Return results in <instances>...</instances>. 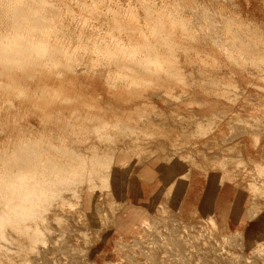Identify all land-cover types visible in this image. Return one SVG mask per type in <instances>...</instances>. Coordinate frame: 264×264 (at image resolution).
Wrapping results in <instances>:
<instances>
[{
    "label": "rangeland",
    "instance_id": "1",
    "mask_svg": "<svg viewBox=\"0 0 264 264\" xmlns=\"http://www.w3.org/2000/svg\"><path fill=\"white\" fill-rule=\"evenodd\" d=\"M58 1L52 0V2H54L53 3L54 15L58 17L57 15L59 12V17L61 18V21H59V24H61L62 27L58 30H61V32L65 30L68 31L66 33L67 35L70 34L69 35L70 40L68 36L61 37V39L65 41L67 40L68 45H70V41H71L72 46L71 45L69 46L70 54L68 51V54L61 55L60 59L54 62V65H53L54 69H55V66L56 68L61 67L60 64L62 62V58L66 57L63 59V62H62V65L64 64L65 67L69 65L71 66V63H72V66L73 64L77 67L83 66L81 68H84L85 66L90 67L89 65L91 64V62L93 64V62L96 59L98 60L100 59L99 61L97 60V62L95 61L94 65L98 63L99 68L102 70L103 68L106 67L103 64L104 63L106 64V62H110L109 61L110 59L111 61H113V58L117 56L126 55L125 54L126 52L117 51L115 53L112 50L111 51L108 50L110 52L107 54V49L103 47L104 45H101L104 39L108 40L109 37L111 38L109 34H112V32H114V34L118 36L117 32L120 31L119 34L121 35V38L123 37L122 38L123 43L121 42L120 35H119L118 38L116 37L117 40L119 39L118 40L119 45L121 47L124 46L123 48H126L128 44V47L126 48L127 50L125 51H128L129 46H130L129 53L133 52V50L135 51L136 49L135 51L136 53L135 52L134 53L137 55V58H139L138 61L136 60L137 59L136 55L131 56V53L129 55L130 57H132V60H131L132 62L130 61L129 64L131 63V66H133L132 68H134V71H138V67L142 68V69H139V71L140 70L145 71L146 68L143 69V66L146 65V61L150 60L147 65L150 66L154 62L155 64L154 67L156 68L155 72H157L158 70L160 72L164 70L165 72L166 71L165 69L167 68V71L172 70L171 72H175V74L177 73L179 78L183 74L181 78L184 77L183 78L184 81L181 80L180 78L178 81L180 83H178L176 81V78H174L176 75H174V77L172 76L171 78H170L171 75H169L168 78H170V80L168 81L169 85H167L169 86V90L167 91V89L163 87H157L158 81L154 82L156 81V79L153 82L152 81L147 82L146 80H141L143 81V82L140 81L141 84L146 87L145 89L143 88L144 86L142 87L144 89L143 91L141 88L142 85L140 84V87L138 89L140 91L138 92L136 91L137 93H134L133 90H130L132 94L130 93V91H129V94L126 92L123 93V95L131 99V101L126 102L124 100H120L119 101L120 104H117L116 101L114 102L116 106H121V105H131L132 106V104L133 105L139 104L136 109L137 113L136 114L135 112L133 113L132 119L137 120L138 117L142 116V119H140V122L142 124H146L147 126L145 130V129H142L141 125L134 126V124L132 123L134 126V129H131V126L129 125L132 121L131 122H120L121 128H123V126L125 125H128V126L126 127L127 130L125 134L124 133H122L121 135L118 134L120 136V140L117 142L118 150L116 149V152L117 151L119 152L120 150H122L120 152H123L125 148H128L132 144L131 146L132 152L129 156V159L124 163V165H121L119 167L120 169L119 176H121L122 174L121 189H120V180H117L116 182L112 181V186L115 190L114 195H112V192H113L112 187L108 185L110 183L107 184L105 182V185L108 186L107 188L109 190H107L106 186L103 184L102 187H100V185L99 186L97 185L96 186L97 189L95 190H89L88 186L86 188H81V187L77 188L81 190L78 194L79 196H76L72 194L71 192H68L66 193L65 196H63L65 199H60L62 196H59V195H58L59 197L54 196V198H52V196L48 197L47 200L49 201L48 203L50 207L52 208V210H50L49 214H47L48 216H47V221H46V226H45L46 227V230H45L46 237L45 238L47 239V241L45 239L46 250L43 256L38 257V259L35 260L32 264H64V263L66 264L65 257L62 255H59L60 253L58 250V248H60L59 245L62 246V245H65V243H66V246L68 245L69 248L72 247V251L75 250V252L79 255L78 264H83L85 259L88 260L90 264L91 263L93 264H168L169 262H170L169 264H184V263L185 264H264V236L256 239L254 242H251L247 240V238L244 236L243 233L230 232V231L223 232L218 228L214 220L212 222L211 220L212 217L207 216V215L195 221L184 220L183 218L179 216V213L177 212L180 197H179V200H176V195L178 196L180 191L176 194L175 192H170L169 194L166 193V200L168 201L172 199L170 207L167 203L163 201L156 202L155 205L151 204L149 206H147V204L144 203L143 207H140L137 204L138 199L131 198L130 188H129L130 182L134 180L135 178L140 180L141 182L151 181L153 177H155L159 172L163 171V168L165 166H168L172 163H179L181 161H184V167L187 170H191L193 168L206 169L204 165L209 164V166H211L210 160H211L212 153L215 154V158H214L215 161L213 162V167L215 169H216V166L222 163L223 165L224 163L225 165L231 164L230 166L228 165L229 167L235 164L238 166H244V163L241 162L240 157H239L241 152H239L238 150H235V148L232 146V141L240 138L243 135H249L248 137L250 138H253V137L261 138V136L264 135V134H261L262 132H264V87L261 90V89H258V87H255L250 84V82H254V83H258L264 86V82L261 80L259 75L255 74V70L252 72H249L252 69L248 66L247 67L244 66V63L240 62L242 61L241 59L237 60L238 57L235 55V53L231 52L232 54H230L229 48L227 49L229 50V53L226 52L225 45L226 46L228 45V47H230V43L228 42L229 39H227L228 37L225 34L228 31V27L229 28L233 27L234 29H236L234 26L235 24L233 25L232 23H234L235 18L236 19L240 18L241 15L243 16L248 15L249 17H251V23H253L252 25L255 26L259 24L264 31V0H228V1L227 0H222V1L221 0L220 1L219 0H199V1L198 0H186V1L184 0H171V1L170 0L168 1L167 0H157V1L152 0L153 4H155V2L157 4V6L154 5V7H156L157 10L153 8L155 12L153 11L152 9L153 6L150 3L151 0H148V1L146 0L147 3L145 4V6H144V2H146L145 0H143L142 2L141 0H107V1L101 0L102 2L99 0H93L92 5H91L92 0H89L90 2H88V0H85L86 3H84L85 2L84 0H82L83 3H81V0H80L81 5L79 3V0L78 1L76 0L77 2L75 0L73 1L72 0H58ZM94 1H96L95 4H93ZM169 1L171 2V6H170ZM176 1H178L179 7L182 8L183 6H185L186 7L185 9H188V12L187 10L184 9V7L182 10L180 8V11H179V9H177L178 3H175ZM235 1L238 3L237 7H234L236 5H233L236 3ZM63 2L64 3L66 2L65 5L67 6L68 10L66 6L63 5ZM74 2H75V5H74ZM168 2L169 4H167ZM56 3H57V6L55 5ZM58 3H60L59 6H58ZM76 3L77 5H80V8L79 6L76 5ZM195 3H196V8H195ZM68 4H70L71 9L68 6ZM82 4H86V5L82 6ZM130 4H132L133 6ZM190 4H191V7L189 6ZM107 5H110V6H107ZM162 5L163 6L165 5L163 9H165L166 7L167 11L166 10L163 11V9H161ZM167 5H169L170 7ZM92 6L95 7V10ZM96 6H99L98 9ZM128 6H129V10H128ZM150 6H151V9H150ZM173 6H175L176 9L180 13L176 11L175 7L173 8ZM193 6H194V9L192 8ZM54 7L57 9L59 8V9L58 10L56 9V11H54L55 10ZM168 7L171 9V11L170 9H168ZM60 8L62 9V11L60 10ZM158 8H159V11H158ZM190 8L191 10H193V12L191 13L195 17H198L199 14L197 13L199 12H202L203 14L205 12L204 16L208 12H209V14H207L208 17L211 13L212 15L215 16V14H217L218 10L220 9L221 10V11L219 10L220 14L218 13L217 16L221 17L222 15L223 18L218 19V17L215 16L216 19L214 20L212 18L213 16L211 15L210 16L211 18L209 19L210 21L207 18L208 20L207 24L210 23L209 25H207L206 24L207 21H203L205 17L203 16L202 13H200L201 16L199 15L198 18L192 19L194 16L192 17V15L190 14V11H189ZM84 9L86 10L84 11ZM89 9H90V12L88 11L89 13L87 16V10ZM102 9H104V11ZM145 9L147 10V16L153 15V14L154 15L156 14V15L153 17L149 16L146 19L145 17L146 11H144ZM173 9L176 12V14L174 12V15H172ZM203 9L205 11H202ZM225 9L226 11L227 9L230 10L227 12V14L230 12L228 14V15H231L230 17L227 14H225L226 13ZM234 9H235V14H234ZM197 10L199 12L195 13V11ZM222 10L224 11L222 12ZM232 10L233 12H231ZM116 11L117 12L119 11L120 14L117 13ZM160 11L164 12V16H163V13L162 15L159 13ZM168 11L171 12V15L173 17L175 16L177 18L178 16L182 15L183 18L181 16L180 18H177V19L174 17L177 20V22L174 23L173 22L174 18L168 13ZM185 11L187 14L185 13ZM124 12L126 14H124ZM111 13L112 14L115 13V19H114V16L112 17ZM223 13L225 14V18H224ZM61 15H63L64 17ZM68 15L70 16V20H68L69 19ZM160 16H161L162 21L159 19ZM167 16L168 17L171 16L170 18L173 19V20L171 19L172 21L171 23L174 26L172 24L170 25V21H169L170 19ZM189 17H191V20H188L190 19ZM201 17L203 18V20ZM231 17L233 18V21H231L230 19ZM85 18L87 19L85 20ZM91 18H94V19H91ZM157 18H158V21H157ZM228 18L230 19L231 23ZM62 19H63V24H62ZM179 19L180 21H178ZM197 19H200V20L197 22ZM221 19H223V21L225 20L224 21L225 24H227L228 22L229 24H227L225 27V24L222 23L223 21L221 22ZM82 20H83V23H82ZM181 20H182V23H181ZM217 20H219L218 21L219 23L215 24ZM156 21H157V24H156ZM189 21L191 22L193 21L194 24L195 23L197 24V26L195 25L196 26L195 28V26L193 25V22L192 23L190 22L191 25L193 26L192 32L195 31L196 29V31L191 37L190 35L192 34V32L191 34L190 32H187V34L186 33L184 34L183 29L185 30V28L184 26H181V25L189 24ZM116 22H117V27L121 24L120 25L121 28L120 26H119V29L116 28ZM150 22H151V25H150ZM213 22H214V26H216L215 28H218V30L215 29L214 31ZM220 22L222 23V26L224 27L222 29L223 30L222 36H224V40H223V37H221V34L220 33L218 34L219 28L220 27L222 28ZM160 23L163 24V26H161ZM198 23L200 24L199 28H198ZM154 24H156L157 29L154 30L155 34H153L154 32L152 30H151L152 34H150L151 33L150 29H152L153 26L155 27ZM112 25L113 26L115 25L114 28L117 29V32H115L116 29H114ZM229 25H231L232 27ZM139 26L141 27V30ZM157 26H159L160 28H158ZM171 26L173 27L170 29ZM200 26L203 27V29ZM76 27H79V28L76 29ZM122 27L124 28V30ZM167 27H168L169 32L166 35L165 32H167ZM179 27L182 28L181 31ZM69 28L71 29L70 31H69ZM110 28H113L112 32H110L111 30ZM221 28H220V32H221ZM226 28H227V31H226ZM96 29H98V31ZM162 30L164 34H161ZM171 30H172V34H171ZM200 30L202 31V33ZM207 30L208 31L210 30L209 35L213 34L212 38L209 37V35L207 36L204 35ZM212 30L214 33H212ZM79 31H82L85 34L83 36L84 38L83 41L81 39L83 44L77 43L80 40V37L77 35ZM121 31L125 33L126 36L125 34L123 35ZM197 31L198 32L200 31V33H198ZM176 32L178 33L176 34ZM215 32L219 35V37ZM188 33L190 35H188ZM97 35L98 37L100 36L99 40L104 35L103 38L101 39L102 41L98 42ZM152 35L156 38L154 39ZM159 35L161 38L163 39L165 38V42L163 41V39L161 41V39L159 38ZM170 35H172V38L170 37ZM185 35H188V36L185 37ZM196 35H198V37ZM167 36L169 37V39ZM202 36L203 38L201 39ZM214 36H216L217 39H214L216 38ZM76 37L78 38V40H76L77 39ZM125 37H127V40H130V41L128 42L127 40H125L124 39ZM189 37L190 39L193 38V40L192 39L190 40ZM206 37H208L207 39L208 45H206L205 43L207 42ZM220 37L222 39H218ZM157 38H159V40ZM195 38H196V41H195ZM209 38L214 39L212 40L213 43L215 42V44L219 46V48H222V46H224V50H222L223 48L220 50L219 48H217L216 45L214 46V44L210 42ZM87 39H88V42H87ZM168 40H171V41L168 42ZM219 40H221L220 41L221 44H219L220 43L218 42ZM147 41L148 43H146ZM90 42L92 43L90 44ZM156 42L159 43V45ZM163 42H164V46H163ZM201 42H204V43H201ZM226 42H228V44H226ZM95 43L98 44L99 46H97ZM137 43L139 44L137 45ZM154 43H155V46H154ZM94 44L95 46L98 47V49L100 48V50L102 51L104 50V52L106 50L107 56L102 51H101L102 52L101 54V52L97 49V47H94ZM160 44L162 45L161 47H160ZM68 45L66 46L67 49H68ZM131 45L132 47L134 46V48L131 49ZM165 45H168V50H167V46ZM170 45L172 46V48L169 47ZM83 46L85 47V50ZM146 46L147 47L149 46V50H146L147 48ZM86 47L87 49L90 47L88 51L86 50ZM91 47H92V50H91ZM140 47L142 49V53H141ZM179 47H180V50H179ZM182 47L186 48L185 52L187 54L184 53V51H182L183 49ZM77 48L79 50L74 51V50H77ZM156 48L157 49L161 48L163 52V56L166 55L165 57L166 60H164L163 56H162L163 58L157 57L158 54L155 51L157 50ZM153 49H154V52H153ZM80 50H82V52L84 53L87 51V53L82 54ZM79 51H80V55L78 54ZM137 51H138V54H137ZM173 51H175L177 55L173 53ZM89 52L91 54H89ZM139 52L142 55L139 54ZM155 52L157 55L155 54ZM71 53L74 54L73 56L76 58V61L75 59H71L72 62H70L69 57L72 58ZM97 53H98L97 55L98 58L96 57L95 59L94 57L96 56ZM149 54L152 58L148 56ZM151 54L154 55L155 59H157L156 62H155V59L153 61V56ZM84 55L85 57H83ZM109 55H112V56H109ZM143 55L145 56L143 57ZM80 56H82L83 59L87 57L86 58L87 61L83 60L82 57ZM146 56L148 57V59ZM167 57H169V59ZM232 57H236V60L235 58L233 60ZM67 58H68V62H67ZM173 58H176V59H173ZM162 59L164 61H162ZM140 60L145 61V63L143 62L144 64H142ZM151 60L153 62H151ZM175 60H178V62L177 61L174 62ZM65 61L67 62V64H65L66 63ZM136 61L139 64L138 63L136 64ZM75 62L77 64H75ZM163 62L164 63L166 62L169 68L165 64H163ZM56 63L57 65H55ZM78 63L80 66L78 65ZM86 63H88V65H86ZM140 63L142 66L140 65ZM156 63L158 65L157 67H156ZM171 63H173L172 64L173 67L169 66L171 65ZM100 65H103V66L100 67ZM153 65H151V68H150V70L152 71L149 72L151 74L154 72V69H155ZM134 66H136L137 70H135L136 68ZM159 66H162V67H160L159 69ZM211 66H213L212 67L214 68L213 70H211L212 69ZM175 67H176V70H175ZM125 68L126 70L124 69V66H123L121 72H124V71L126 73L133 72L132 68L131 70L129 69L130 66H125ZM119 69H121V67H118V70H117V67H115L114 70L115 71L117 70L118 72H120ZM179 70H182L180 71L182 74L179 72ZM171 72H167L166 74H171ZM230 73L232 75H230ZM86 77L87 75L85 73L81 74V78L83 80ZM54 78L58 81L61 80V77L59 76L54 77ZM173 78L175 81H173ZM216 80L223 81L226 84L231 82V84L233 85H229L230 83L227 84L228 86H226V84H217ZM181 82H185V85L184 83L181 84ZM146 83H150L149 86H147ZM59 85L60 84L55 85L54 89L55 87L59 88L60 87ZM78 90L83 94H88V93L93 92V89L89 87L88 85H85L83 81H80ZM109 90L110 88H105V87L102 88L103 93ZM50 92L53 93V90L50 89ZM223 92L225 93L227 92V95L226 94L222 95ZM256 92L257 94H255ZM248 93H250V95H248ZM219 94L222 97L221 96L219 97ZM66 96H68L71 99L69 95H65L64 100ZM62 97H63L62 95L60 97L59 95L56 96V98H58L57 101L60 102L59 99H61L62 101L60 103H62L63 102ZM89 97L92 98L94 96H91L90 94L84 95L83 97H81V100L79 101V105H82L84 101L93 102L97 104L98 106H102V107H106V105H108L107 103L109 102V100H105V102L103 103L102 101L100 102V100L97 97L91 100ZM69 98L67 99L70 100ZM35 99H37V96L33 97L32 100L38 101ZM67 99H66L65 105L66 103L68 104ZM71 101H69L70 104H71ZM259 101H261V105L263 106V109L259 108L260 106L259 104L257 106L256 102H259ZM254 107H256L257 110H255ZM13 110L14 109H11V111ZM27 112L28 110L26 108L24 111H21L22 115L17 116L16 118L17 123H18V120H21L19 121L18 125L21 127L23 126V128H27V126L30 123H33L35 126H33L32 124L31 125L35 128L39 126L40 125V121L38 122L39 113L38 112L33 113V111H29V113ZM136 115H138V117ZM253 128L254 130L256 129V131H254ZM258 129L259 130L261 129V130L259 131ZM256 132L260 134H257ZM72 134L73 133L71 134L65 133L62 135L69 139V138H72V136H74V134L73 135ZM54 135L55 136L60 135V133H55ZM87 135L89 136L90 134L87 133ZM17 136L18 135H16L15 137ZM13 140L9 142H5V143L8 144V146L9 145L11 146L13 145V143H15ZM0 142L2 143V140ZM74 142L75 143H73V146H76V149H78L77 148L78 142L77 141H74ZM234 156L240 161L237 160L238 161L237 162ZM229 161L231 162L229 163ZM186 174L184 175L187 176V179H188V172ZM182 178H183V174H181V176L179 177V181H181ZM122 180H124V182ZM107 182L109 181L107 180ZM144 182L139 184L138 188L134 189L137 191V193H139V198H142V196L143 197L145 196L146 185ZM172 183L176 184L175 180ZM171 184L168 185V188L170 187ZM160 193L161 195L163 194V192L161 191ZM259 194L260 193H258L257 196H259ZM56 198L58 199L55 200ZM53 199L56 204L52 202ZM1 200L2 199H0V203H1ZM59 200H63V201H61L60 203ZM143 201L145 202V199ZM90 202H92L91 208L94 211H91L90 209ZM70 203H71V206L69 207L68 205H70ZM96 203L98 206H96ZM37 206L39 207V204ZM54 206L56 207L53 209ZM61 206H64V209L61 208ZM129 206H131V217L133 219V224L131 226V229H128L127 227V219H128V209L127 208H129ZM54 210L55 212H53ZM255 212L259 213L260 210H255ZM56 218H58L59 221H57ZM60 219H61V222H60ZM121 219H124V223L121 222ZM116 231L118 233L123 232L124 234H128V235H126L125 237L120 236L119 238L115 239L113 249H112L113 253L111 257L103 258L104 255L101 253L103 250L102 247L106 245L108 242H112V239L110 238L113 235V233ZM69 232L71 233V236L69 235L67 236ZM184 239H188V240L184 241ZM63 240L65 241V243L62 242ZM182 241L185 243L187 242L186 244L185 243L184 244L185 246L187 247L189 246V247L187 248L183 246L184 248L181 247L182 249H180L179 251L180 247L175 248V245L180 244V243L182 244L183 243ZM42 245H44V243ZM173 247L174 249H172ZM176 249L178 250L177 252H179V254L176 252ZM191 249L193 253L192 251L191 252L189 251ZM197 251L198 252L203 251V252H200L198 255ZM214 251L216 252L215 254H214ZM221 251H222V254H221ZM174 252H176L175 253L177 254L176 256ZM229 252H232V253H229ZM225 253L233 255V257H230L229 259L228 257L227 258L223 257V256H226ZM61 256L63 257V259ZM183 256L184 257L186 256V257L184 258ZM57 257H59L60 259ZM58 259L61 260L59 263L57 262ZM181 261H183V263ZM67 263H69V261ZM69 264H75V263L70 262Z\"/></svg>",
    "mask_w": 264,
    "mask_h": 264
},
{
    "label": "bare ground",
    "instance_id": "2",
    "mask_svg": "<svg viewBox=\"0 0 264 264\" xmlns=\"http://www.w3.org/2000/svg\"><path fill=\"white\" fill-rule=\"evenodd\" d=\"M99 1H101V0H99ZM142 1L143 0H141V2ZM147 1L144 2V6L147 3ZM184 1H186V0H184ZM88 2H90V1L88 0ZM92 2H93V0L91 1V5H92ZM95 2L96 1H94L93 4H95ZM169 2L167 4H169ZM53 3L54 2H52V0H0V141L2 140V143L0 142L1 143L0 144V199H2L1 203H0V264H32L35 260L38 259V257L43 256V254L46 250V246H45V244H46V242H45L46 227L45 226H46V221H47V216H48L47 214H49V211L52 210V208L50 207V205L48 203L49 201L47 200L48 197L52 196V198H54V196L57 197L59 195V196H62L60 199H65L63 196H65L66 193H68V192H71L72 194L79 196L78 194L81 190H79L77 188H80V187L86 188L88 186L89 190H95V189H97L96 188L97 185L98 186L100 185V187H102L103 184L105 185V182L107 184L110 183L108 185H110L112 187V189H113L112 195H114L115 190L112 186V181L116 182L117 180H120V189H121V176H122V174H121V176H119V171H120L119 167L121 165H124V163L129 159V156L132 152V148H131L132 144L128 148H125L123 152H120V151H122L120 149H119L120 150L119 152L118 151L116 152V149L118 148L117 142L120 140V136L118 134H120V135L122 133L125 134L126 130H127L126 127L128 126V125H125V126H123V128H121L120 122H131L132 121L129 125V126H131V129H134V126L141 125L142 129L146 130L147 126H146V124H142L140 122V119H142V116L138 117L139 114L136 115L138 117L137 120L132 119L133 113L134 112H135V114L137 113L136 109H137V106L139 104H134V105L132 104V106L131 105L116 106L114 102L116 101L117 104H120L119 103L120 100H124L126 102L131 101V99L127 98V96H124L123 93L126 92L129 94L130 90H133L134 93H137L138 91H140L138 89L140 87L141 82H143L141 80H146L147 82H151V81L153 82L156 79V81H154V82L158 81L157 87H163V88L167 89V91H168L169 86H167V85H169L168 81L170 80V78L172 76L174 77V75H176L174 78H176V81L178 82L179 79L183 75L180 72L182 70H179V72L182 74L179 78L177 73L175 74V72H171L172 70L167 71V68L165 69L166 70L165 72H164V70H162V72H160L158 69L157 70L159 72L158 71L155 72L156 68L154 67L155 64L153 62L155 57H154V55H152L154 53L151 54L153 56V61L151 60V62H153L154 65L153 64H151V65H153V67L155 68L154 69L155 73L154 72L152 74L149 73L150 71H152V70H150L151 65L150 64H149L150 66L147 65L150 60L146 61V65L143 66V69L146 68L145 71H143V70L139 71V69H142L139 67H138V71H134V68H132L133 66H131V63L129 64V62L132 60V57H130L129 55L131 53V56L132 55L135 56L136 55L135 54L136 49H135V51L133 50V52L129 53L130 46H129V50L125 51V50H127L126 48L128 47V44H127L126 48H123L124 46L121 47L119 45V41H118L119 39L117 40L116 37L118 38V36L120 35L119 34L120 31L117 32L116 28L119 29V26L121 24L117 27V22H116V28H114L115 25L114 26L112 25V26L114 29H116L115 32H117L118 36H116V34H114V32H112L113 28H110L111 29L110 32H112V34H109V35L111 36V38L109 37L108 40L104 39L102 41L101 39L103 38L104 35L101 37L100 40H99L100 36L98 37V35H97V37H98L97 40H98V42L102 41L101 45H104L103 47L105 49H107V54L112 50L115 53L117 51L126 52L125 53L126 55L117 56V57L113 58V61H111V59L110 60L108 59L110 62H106V64L104 63L103 65H105L106 67L104 66L105 68H103L102 70L99 68L98 63H96L97 65L96 64L94 65L95 61L97 62V60H98V59H96L98 53L96 54V56L94 55L95 56L94 58L96 60L93 62V64L91 62V64L89 65L90 67L85 66L84 68H81L83 66L77 67L74 64L72 66V63H71V66L66 65L67 67H65L64 64H63L64 66L62 65L63 59L66 58V57H64V58H62V62L60 64L61 67L56 68V66H55V69H54V67H53L54 62L56 60H59L61 55L68 54L69 46L70 45L72 46V43L70 41V45H68L67 40L65 41V40L61 39V37H67V36L69 38L70 34L67 35L66 32H68V31H66V30L62 31V32H61V30H58L62 27L61 24H59V21H61V18L59 17V12L57 15L58 17H56L54 15ZM60 3H58V6ZM79 3H80V0H79ZM81 3H83L82 0H81ZM81 3H80V5H81ZM84 3H86V1ZM139 3H140V1H139ZM150 3L153 6L152 9L154 8L155 10H157V8L154 7V5L157 6L156 2H155V4H153L152 0H151ZM175 3H178V1H176ZM65 4H66V2L65 3L63 2V5H65ZM55 5L57 6V3ZM74 5H75V2H74ZM76 5H77V3H76ZM80 5H77V6H79V8H80ZM83 5H86V4H82V6ZM110 5H107V6H110ZM130 5H132V4H130ZM175 5H177V4H175ZM233 5H236L234 7H237L238 3L236 2ZM68 6L70 7V4H68ZM129 6H128V10H129ZM164 6L162 5L161 9H163ZM167 6H169V5H167ZM170 6H171V2H170ZM189 6L191 7V4ZM60 7H61V5H60ZM96 7L98 9L99 6H96ZM169 7H168V9H170ZM174 7L175 6H173V8ZM183 7H184V9L186 8L185 6H183ZM183 7L182 8L179 7V3H178L177 9H179V11H180V8L182 10ZM66 8H67V6H66ZM93 8L95 10V7H93ZM192 8L194 9V6ZM195 8H196V3H195ZM56 9L57 8H55L54 11H56ZM70 9H71V7H70ZM150 9H151V6H150ZM154 9H153V11H154ZM166 9L167 8L165 7V9H163V11ZM175 9H176V7H175ZM177 9H176V11H178ZM204 9H206V8H204ZM204 9L202 11H205ZM60 10L62 11L61 8H60ZM67 10H68V8H67ZM85 10L86 9H84V11ZM102 10L104 11V9H102ZM185 10H187V12H188V9H185ZM198 10L195 11V13L199 12ZM219 10H218V13L220 14ZM88 11L90 12V9L87 10V16L89 13ZM144 11H146V14H145L146 19L149 16L153 17L156 15V14L155 15L153 14L155 12L154 11L152 13L153 15L147 16V10L145 9ZM158 11H159V8H158ZM163 11L162 12L160 11L159 13L161 15L163 13V16H164ZM170 11H171V9H170ZM170 11H168V13L171 15ZM189 11L193 17L194 15L191 13V12H193V10H191V8H190ZM223 11L224 10H222V12ZM225 11H226V9H225ZM228 11H230V10L227 9L226 13L225 12L224 13L227 14ZM92 12H94V11H92ZM149 12H150V10H149ZM174 12L175 11L173 9L172 15H174ZM181 12H183V11H181ZM231 12H233V10ZM64 13H65V11H64ZM96 13H95V15H96ZM117 13L120 14L119 11ZM122 13H123V11H122ZM185 13H186V11H185ZM200 13H202V12H199L197 14L200 15ZM218 13L215 14V16L218 17V19L223 18L222 15H221V17L217 16ZM124 14H126V13L124 12ZM175 14H176V12H175ZM204 14H205V12H204ZM204 14H203V16H204ZM207 14H209V12L206 13V15L204 16L206 18V19L204 18V20L202 18L203 16L201 17L203 21H207L206 24L208 23V20L211 18L210 16L212 15V13L209 15V17L207 16ZM225 14H224V18H225ZM234 14H235V9H234ZM101 15H103V14H101ZM166 15H167V13H166ZM166 15H165V17H166ZM178 15H180V14H178ZM199 15H198V17H199ZM61 16H63V15H61ZM113 16L115 19V13L112 14V17ZM180 16L183 18L182 15H180ZM180 16H178L177 18H180ZM212 16H213L212 18L215 20L216 19L215 16L214 15H212ZM228 16L230 17L231 15H228ZM132 17H133V15H132ZM170 17H168V18L170 19L169 21H170V25H171L172 24L171 23L172 18H170ZM198 17L194 16L192 19H194V18L196 19ZM68 18L67 19L70 20V16ZM175 18H174V20L172 19L174 23L177 22V20H176L177 18L176 19ZM189 18L190 19H188V18L187 19L191 20V17H189ZM207 18H208V20H207ZM86 19L87 18H85V20ZM91 19H94V18H91ZM96 19H97V17H96ZM159 19L161 20V16ZM228 19H227V21H228ZM230 19H231V21H233L232 17ZM230 19H229V21H230ZM73 20H74V18H73ZM136 20H137V18H136ZM183 20H185V19H183ZM199 20L200 19H197V22ZM157 21H158V18H157ZM157 21H156V24H157ZM178 21H180V19ZM218 21L219 20H217L215 22V24L219 23ZM222 21H223V19H221V22ZM224 21L222 22L223 24H225ZM231 21H230V23H231ZM190 22L191 21H189V24H187V25L186 24L181 25V26H184V28H185V30L183 29L184 34L185 33L187 34V32H190V34H191L193 26L191 25L192 22L191 23ZM221 22H220V24L222 26ZM82 23H83V20H82ZM181 23H182V20H181ZM183 23H185V22H183ZM62 24H63V19H62ZM156 24H154L155 27L153 26L152 29H150L151 27L149 28L150 32H151V30L154 32V30L157 29ZM209 24H207V25H209ZM227 24H229V22ZM227 24H225V27ZM232 24L233 25L235 24L234 26L236 29H234L231 25H229L232 28H229L227 26L228 31H229L228 32L227 28H226L227 33L225 35L228 37L227 39H229L228 42L230 43V47H228V45L226 46L224 43L226 52L229 53V50H230V54L235 53V55L238 57L237 60L241 59L242 61H240V62H243L244 66L250 67L252 70L251 71L248 70L249 72H252L255 70V74L259 75L261 80L264 82V31H263V29L261 28V26L259 24L253 26L252 25L253 23H251V17H249L248 15L247 16L241 15L240 18H237V19L235 18L234 23H232ZM150 25H151V22H150ZM160 25L163 26V24H161V23H160ZM190 25H191V27H190ZM193 25L197 26V24L196 23L194 24V22H193ZM199 25L200 24L198 23V28H199ZM84 26H85V24H84ZM87 26H88V24H87ZM173 26H171L170 29ZM196 26H195V28H196ZM213 26H214V22H213ZM157 27L160 28L159 26H157ZM215 27L216 26H214V28H213L214 31H215V29L218 30V28H215ZM217 27H219V26H217ZM78 28L79 27H76V29H78ZM120 28H121V26H120ZM198 28H197V30H198ZM201 28L203 29V27H201ZM220 28H219V32L218 31L217 32H218V34L219 33L221 34V37H223V40H224V36H222V32H223L222 29L224 27L222 26L221 32H220ZM70 30L71 29L69 28V31ZM93 30H94V28H93ZM96 30L98 31V29H96ZM123 30H124V28H123ZM140 30H141V27H140ZM181 30H182V28H180V31ZM174 31H176V30H174ZM195 31H196V29H195ZM195 31H193L191 35L188 33V35H190V37H191ZM200 31L199 32L197 31V32L200 33ZM207 31L204 34L206 36L209 35L210 30L208 32ZM73 32H74V30H73ZM162 32H163V30L161 31V34H164V32L163 33ZM168 32H169V30L167 27V32H165L166 35ZM86 33H88V32H86ZM157 33H158V31H157ZM177 33L178 32H176V34ZM201 33H202V31H201ZM212 33H214L213 30H212ZM100 34H101V32H100ZM122 34L124 35L125 33L122 32ZM150 34H152V32ZM153 34H155V32ZM171 34H172V30H171ZM73 35H74V33H73ZM77 35L80 37V40L77 43L83 44L82 41L84 39L83 36L85 34L82 31H79V33ZM188 35H185V37H187ZM59 36H60V38H59ZM125 36H126V34H125ZM196 36L198 37V35H196ZM212 36H213V34L209 35V37H211V38H212ZM170 37L172 38V35H170ZM190 37H189V39H190ZM214 37H216V36H214ZM218 37H219V35H218ZM221 37L218 39H222ZM122 38L120 35L121 42H122ZM153 38L155 39L156 37L153 36ZM159 38L162 41L163 38H161L160 35H159ZM159 38H157V39L159 40ZM193 38H194V36H193ZM193 38H191V39L193 40ZM202 38H203V36L201 37V39ZM81 39H82V41H81ZM124 39L127 40V37H125ZM146 39H147V37H146ZM168 39H169V37H168ZM207 39H208V37H206V40ZM214 39H217V37ZM214 39H210V42L213 43L212 40H214ZM69 40H70V38H69ZM73 40H74V38H73ZM76 40H78V38ZM182 40H184V39H182ZM203 40H205V39H203ZM127 41L129 42L130 40H127ZM163 41L165 42V38L163 39ZM169 41H171V40H168V42ZM195 41H196V38H195ZM220 41L221 40H219L218 42H220ZM87 42H88V39H87ZM164 42H163V46H164ZM223 42H225V41H223ZM228 42H226V44H228ZM91 43L92 42H90V44ZM146 43H148V41ZM201 43H204V42H201ZM205 43H206V45H208L207 44L208 40ZM95 44H94V47L99 46L98 44H96L97 46H95ZM138 44L139 43H137V45ZM157 44L159 45V43H157ZM167 44H169V43H167ZM213 44H214V46L216 45L215 42ZM219 44H221V42ZM67 45H68V49L66 47ZM179 45H180V43H179ZM222 45H223V43H222ZM154 46H155V43H154ZM161 46L162 45L160 44V47ZM165 46H167V50H168V45H165ZM135 47H136V45H135ZM169 47L172 48L171 45ZM132 48H134V46L132 47V45H131V49ZM182 48H183L182 51H184V53H186L185 52L186 48H184V47H182ZM217 48H219V46H217ZM222 48H219V49L224 50V46H222ZM228 48H229V50H227ZM71 49H72V47H71ZM88 49L86 47L87 51H88ZM97 49H98V47H97ZM97 49H95V50H97ZM140 49H141V47H140ZM154 49H153V52H154ZM78 50L79 49L77 48V50H74V51H78ZM84 50H85V47H84ZM91 50H92V47H91ZM98 50L100 52L102 51V50H100V48ZM108 50H110V51H108ZM146 50H149V46L146 48ZM179 50H180V47H179ZM72 51H73V49H72ZM80 51L82 54L84 53V52H82V50H80ZM80 51L78 52L79 55H80ZM87 51L85 53H87ZM138 51H137V54H138ZM143 51H145V50H143ZM155 51L158 54L157 55L155 52L157 57L163 56V52H162L161 48L157 49ZM102 52H104V50ZM102 52H101V54H102ZM72 53H71L72 58L69 57L70 62H72L71 59H75V61H76V58L73 56L74 54H72ZM91 53H92V51H91ZM91 53L89 52V54H91ZM104 53L106 55V50ZM141 53H142V49H141ZM141 53L139 52V54H141ZM173 53H175V51H173ZM69 54H70V51H69ZM170 54H171V52H170ZM92 55H93V53H92ZM188 55H189V53H188ZM109 56H112V55H109ZM144 56L145 55H143V57ZM148 56H150V54ZM80 57H82V56H80ZM83 57H85V55ZM83 57H82V59H83ZM89 57H90V55H89ZM89 57H88V59H89ZM163 57H164V60H166L165 59L166 55ZM77 58H79V57H77ZM86 58L83 60H86ZM136 58H137V55H136ZM167 58L169 59V57H167ZM232 58H233V60H234V58L236 60V57H232ZM101 59H102V57H101ZM138 59L139 58H137L136 60L138 61ZM147 59H148V57H147ZM173 59H176V58H173ZM227 59H229V58H227ZM120 60H122V61H120ZM145 60H146V58H145ZM164 60L162 59V61H164ZM178 60H175L174 62H176V61L178 62ZM80 61H81V59H80ZM137 61H136V64L138 63ZM140 61L142 62V64L145 63V61H143V60H140ZM156 61H157V59H155V62ZM160 61H161V59H160ZM67 62H68V58H67ZM67 62L65 64H67ZM73 62H74V60H73ZM167 62H168V60H167ZM169 62H170V60H169ZM200 62H202V61H200ZM88 63H86V65H88ZM234 63H235V61H234ZM75 64H77V63L75 62ZM163 64H165L167 66L166 62L165 63L163 62ZM172 64L173 63H171V65H169V66H172ZM55 65H57V63ZM78 65H79V63H78ZM103 65H100V67ZM140 65H141V63H140ZM219 65H220V63H219ZM94 66H96V67H94ZM123 66H124L125 70H126L125 66H130L129 69L131 70V68H132L133 72H130V71H129L130 73H126L125 71L121 72ZM157 66L158 65L156 63V67ZM115 67H117V70H118V67H121V69H119V71L121 73L118 72L117 70L115 71L114 70ZM134 67L136 68V66H134ZM160 67H162V66H159V69H160ZM212 67L213 66H211V68ZM241 67H242V65H241ZM199 68H200V66H199ZM213 69L214 68H212L211 70H213ZM135 70H137V68ZM175 70H176V67H175ZM167 72H171V74H166ZM177 72H178V70H177ZM82 73H85L87 75V77L84 80L81 78ZM250 74H252V73H250ZM169 75H171L170 78H168ZM230 75H232V74L230 73ZM57 76L61 77V80L58 81L54 78ZM177 76H178V78H177ZM217 77H218V75H217ZM174 78H173V81H175ZM183 78H181V80H183ZM253 78H254V76H253ZM218 79H220V78H218ZM80 81H83L85 85H88L89 87H91L93 89L92 93H88L91 96H94L92 98L89 97L90 100L94 99L95 97H97L100 100V102L102 101L103 103L105 102V100H109V102L107 103L108 105H106V107H102V106H98L97 104H95L93 102H89V101H84L82 105H79V101L81 100V97H83L84 95H88V94H83L78 90ZM178 83H180V82H178ZM183 83L185 85V82H181V84H183ZM216 83L217 84H226L225 82L220 81V80H216ZM229 83H227V84L233 85V84H231V82H229ZM57 84H60L59 85L60 87L59 88L55 87V89H54V86ZM146 84H147V86H149L150 83H146ZM227 84H226V86H228ZM250 84L255 86V87H258V89H261V90L264 87L263 85L258 84V83H254V82H250ZM143 86L144 85H142L141 88ZM103 87L110 88V90L103 93L102 92ZM143 88L145 89L146 87L144 86ZM143 88H142V91L144 90ZM50 89L53 90V93L50 92ZM135 89H137V90H135ZM130 93H131V91H130ZM144 94H145V92H144ZM225 94L227 95V92L226 93L223 92L222 95H225ZM255 94H257V92ZM58 95H59V97L61 95L63 96L62 99H63L64 104H63V102L60 103L62 101L61 99H59L60 102L57 101L58 98H56V96H58ZM65 95H69L71 97L72 101L68 96H66L65 100H64ZM235 95H237V94H235ZM248 95H250V93H248ZM36 96H37V99H35V100H38V101L32 100V98L36 97ZM141 96H143V95H141ZM220 96L221 95L219 94V97ZM228 97H230V96H228ZM67 98H69L70 100H68ZM85 98H86V96H85ZM126 98H127V100H126ZM66 99L68 100V104L66 103V105H65ZM134 99H135V97H134ZM69 101H71V104L69 103ZM256 104H257V106L259 104L260 105L259 108L263 109V106L261 105V101L256 102ZM26 108L28 110L27 113H29V111H33V113H37V112L39 113L38 122L40 121V125L37 126L36 128L33 127V126H35L33 123H30L27 126V128H23V126L21 127L18 125L19 121H21V120H18V123H17L16 118H17V116L22 115L21 111H24ZM11 109H14V110L11 111ZM254 109L257 110L256 107H254ZM261 112H263V111H261ZM255 122H257V121H255ZM132 123L134 124V126ZM253 130H254V128H253ZM254 131H256V129ZM258 132H256V133L260 134ZM55 133H60V135L55 136L54 135ZM65 133H70V134L73 133L74 136H72V138L68 139L62 135ZM87 133H89L90 135L88 136ZM75 134H76V136H75ZM261 134H263V133H261ZM16 135H18V136L15 137ZM12 140L15 143H13V145H11V146L10 145L8 146V144L5 143V142L12 141ZM74 141L78 142V145L76 143L78 149H76V146H73V143H75ZM259 143H260V140H258L256 142L255 147H257V146L259 147V145H258ZM172 144H173V142H172ZM176 144H174V145H176ZM252 148L250 150H252ZM255 149H257V148H255ZM259 150H261V149H259ZM257 155H258V153H257ZM257 155H256V157H258ZM251 159L253 161V156H251ZM230 162L231 161H229V163ZM179 163L182 164L181 166H184V161H181ZM249 163H250V161H249ZM172 165H174V166L178 165L180 168H182L178 163H172ZM222 165H223V163L216 166V169L218 168L217 170H220V171L224 170L225 171L226 169L229 168V166L231 164L225 165V163H224V165L223 166ZM257 166H258V170H260L258 172L264 173V168L262 166H259V164H257ZM255 168H257V167H255ZM185 172H187V171H185ZM169 173H170V171H169ZM178 174H180L179 171H178ZM184 174H186V173H184ZM184 174H183V178L180 181V183L186 182V180H187V176H185ZM172 175L174 176V174H171V176ZM163 176H165V175H163ZM169 178H171V177H169ZM223 178H224V174H220L219 175L220 182H222ZM254 178H255V176H254ZM107 180L109 182H107ZM122 181L124 182V180H122ZM254 183H256V182H254ZM260 185L264 186L262 184H260ZM110 186H109V188H110ZM175 186H176V184L172 183L170 185V187L167 189V194H169L170 192H175V194H176L181 190L180 186L177 189H175ZM107 187L108 186H106V189L109 190ZM165 188H166V186H165ZM252 189L256 192V194L260 193L257 186L252 185L251 190ZM160 191L164 193L163 189H160ZM106 194H108V193H106ZM248 197H249V195L247 196V199H248ZM57 199L58 198H56L55 200H57ZM176 200H179V197L177 195H176ZM61 201H63V200H59L60 203H61ZM52 202L55 203L54 199ZM60 203H58V204H60ZM91 203L92 202H90V209H91V211H94L91 208ZM38 204H39V207L37 206ZM72 204H74V203H72ZM68 206L70 207L71 203ZM96 206H98L97 203H96ZM109 206H110V204H109ZM55 207L56 206H54L53 209ZM61 208L64 209V206H61ZM98 209H99V207H98ZM127 209H128L127 227H128V229H131V226L133 224V219L131 217V206H129V208H127ZM247 209H249V208L247 207ZM96 210H97V208H96ZM249 211H250V209H249ZM53 212H55V210ZM243 212H244V209H243ZM247 212H248V210H247ZM249 213H251V212H249ZM240 214H241V211H240ZM56 219H57V221H59L58 218H56ZM61 219H60V222H61ZM211 220L213 222V218H211ZM68 235L71 236V233L69 232V234H67V236ZM185 240H188V239H184V241ZM231 240H232V238H231ZM46 241H47V239H46ZM62 242L65 243L64 240ZM41 243L42 244L44 243V245H42ZM184 243L185 242H183L182 244L180 243V244L175 245V248L180 247L179 248V251H180V249H182L181 247L185 246V244L187 242L185 244ZM59 247H60V248H58L59 253H60L59 255H62L65 257L66 264H69L70 262H74L75 264H78L79 255L75 252V250L72 251V247L69 248L68 245L66 246V243H65V245H62V246L59 245ZM185 247H187V246H185ZM187 248H185V249H187ZM172 249H174V247ZM212 250H213V248H212ZM171 251H173V250H171ZM177 251L178 250L176 249V252ZM189 251L191 252L192 249ZM223 251H225V250H223ZM176 252H174V254ZM182 252H184V251H182ZM200 252H203V251H200ZM200 252L197 251V254L199 255ZM225 252H227V251H225ZM177 253L179 254V252H177ZM192 253H193V251H192ZM215 253L216 252L214 251V254ZM229 253H232V252H229ZM221 254H222V251H221ZM223 254H224V252H223ZM176 255L177 254H175V256ZM225 255L226 256H223V257H226V258L228 257V259L230 257H233V255L228 254V253L227 254L225 253ZM57 258H59V257H57ZM62 259H63V257H62ZM58 260H57V262L59 263L61 260H59V261ZM67 260L69 261V263H67L68 262ZM181 262L183 263V261H181ZM83 264H90V263L88 260L85 259ZM91 264H93V263H91Z\"/></svg>",
    "mask_w": 264,
    "mask_h": 264
},
{
    "label": "crops",
    "instance_id": "3",
    "mask_svg": "<svg viewBox=\"0 0 264 264\" xmlns=\"http://www.w3.org/2000/svg\"><path fill=\"white\" fill-rule=\"evenodd\" d=\"M262 133L264 134V132ZM248 136L243 135L232 141V146L235 150L241 152L239 157L241 162L244 163V166L235 164L225 171L217 170L218 168L215 169L213 167V162L215 161L214 153L211 154V166L209 164L204 165L206 169L193 168L187 170L184 166H181V163L178 164L182 168L178 165L174 166L170 164L165 166L163 171L159 172L151 181H142L146 185L145 196H142V198H139V193L134 190L142 182L136 178L132 180L129 186L131 198L138 199L137 204L140 207H143L144 203L149 206L151 204L155 205L159 201L167 203L170 207L172 199L167 201L166 193L168 185L175 180V189L179 188V186L181 187L178 194L180 200L177 210L181 218L187 221H195L206 215L211 216L221 231L240 232L244 234L248 241L254 242L256 239L264 236V186L260 185H264V174H259L258 171L260 170H258L257 166L259 164V166L264 168V135L261 138H250ZM258 140H260L259 147H255ZM249 148H252V150ZM251 156H253V161ZM235 159L236 161H240L236 157ZM258 161H261V164ZM178 171L180 174H178ZM185 171L188 172V179L186 182L180 183L179 177L181 174L187 173ZM171 174H174V176H171ZM220 174H224L222 182L219 179ZM252 185L257 186L260 191L259 196H257L258 194L253 189L251 190ZM160 189L164 190L162 195L159 191ZM248 195L249 197L247 199ZM144 199L145 202L143 201ZM255 210H260V212L256 213ZM121 222L124 223V219H121ZM126 235L128 234L114 232L110 238L112 242H108L102 247L103 250L101 253L104 255L103 258L111 257L114 240L120 236L125 237Z\"/></svg>",
    "mask_w": 264,
    "mask_h": 264
}]
</instances>
